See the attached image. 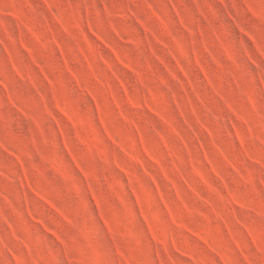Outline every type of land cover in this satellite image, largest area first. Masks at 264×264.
Listing matches in <instances>:
<instances>
[{"label":"rangeland","instance_id":"374dc122","mask_svg":"<svg viewBox=\"0 0 264 264\" xmlns=\"http://www.w3.org/2000/svg\"><path fill=\"white\" fill-rule=\"evenodd\" d=\"M0 264H264V0H0Z\"/></svg>","mask_w":264,"mask_h":264}]
</instances>
